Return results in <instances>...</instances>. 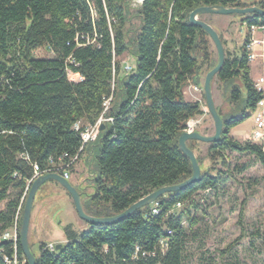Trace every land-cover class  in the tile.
<instances>
[{
	"label": "trees",
	"instance_id": "trees-1",
	"mask_svg": "<svg viewBox=\"0 0 264 264\" xmlns=\"http://www.w3.org/2000/svg\"><path fill=\"white\" fill-rule=\"evenodd\" d=\"M128 4L129 0H0V264L3 256L13 254L14 244L3 241L2 235L14 224L16 253L26 264L19 233L29 189L20 200L32 165L43 171L69 163L81 146L80 133L103 114L106 100L103 116L108 121L78 156L79 160L86 152L91 157L85 179L90 192L80 193L86 215H119L152 192L189 179L191 163L177 141L186 123L203 111L200 103L184 99V90L198 82L204 66L209 72L217 61L211 62L208 34L189 24L188 15L199 7L264 10V0H143L130 15ZM241 17L248 29L264 28L262 15ZM131 18L138 21L133 30ZM249 39L248 31L238 54L224 51L223 65L214 76L229 86L234 111L222 116L219 110L222 133L216 143L208 144L210 166L200 170L199 179L159 197L156 216L148 215V205L116 223H85L80 234L67 226L61 248L50 251L40 245L35 264H183L185 246L200 220L194 215L199 206L195 198L234 177L215 167H228L227 152L250 155L261 166L262 217L252 235L261 242L264 264V141L240 143L229 135L264 98L249 76ZM39 49L52 57L35 58ZM125 54L134 60L130 73L120 69L118 59ZM68 72L79 80H70ZM196 142L187 141V147L192 151ZM244 170L236 165L233 171ZM165 239L168 245L162 253L159 242Z\"/></svg>",
	"mask_w": 264,
	"mask_h": 264
},
{
	"label": "rangeland",
	"instance_id": "rangeland-1",
	"mask_svg": "<svg viewBox=\"0 0 264 264\" xmlns=\"http://www.w3.org/2000/svg\"><path fill=\"white\" fill-rule=\"evenodd\" d=\"M140 5V0H129V14L132 15ZM198 19L208 24L222 38L223 51L239 53V48L249 31L244 24H241V15L207 14L201 15ZM130 22L132 30L135 29L138 21L131 18ZM252 38L262 41L264 35L256 32ZM253 47L256 55L253 60L255 62L251 68L249 63L253 61L248 62V67L249 76L256 80L261 75V68L256 66V63H260L257 59H262L264 54H262L261 45ZM208 51L211 62L215 63L217 53L211 40ZM125 55L119 60L121 72H124L122 68L124 65L134 63L133 58ZM33 56L35 58L52 57L44 49L37 50ZM207 68L206 66L202 68L197 77L198 82H191L184 90L183 96L185 99L186 95L187 100L198 102L202 106L203 115L189 120L193 123L192 131L201 134L207 123L210 127L209 136H211L214 132L213 122L203 100V82L208 73ZM70 80L78 81L79 78L71 75ZM236 84L239 86L238 82ZM192 88L200 89V92ZM229 91L228 85L220 83L215 77L212 78L211 95L216 109L221 111L222 116H227L234 111L228 100ZM242 96H244L243 92ZM261 112L262 108L259 107L254 112L248 111L250 118L232 130L233 139L240 143L246 140L259 143L252 138V130L254 129L253 119ZM207 149L208 144L205 143L196 142L192 145V152L199 159L200 166H198L202 171L210 166V161L206 158ZM225 157L228 167H215L228 171V176L230 172H233L234 177L226 178L215 191L200 193L195 198L199 206L194 215L200 220L185 246L183 264H262L261 242L252 235L259 227L262 217L261 166L250 155L227 152ZM90 162V155L84 152L70 171L68 182L79 193L90 192V189L85 186V179L89 177ZM236 165L244 166L245 170L235 173L233 170ZM79 187L84 189L80 190ZM2 207L3 204H0V208ZM240 211H242L241 217ZM67 226H71L76 234L84 232L87 228L85 222L79 219L73 201L66 191L57 183L47 181L37 190L31 209L27 238L31 255L34 258L38 257L39 247L42 244L47 246L64 244L66 242L64 229Z\"/></svg>",
	"mask_w": 264,
	"mask_h": 264
},
{
	"label": "water",
	"instance_id": "water-1",
	"mask_svg": "<svg viewBox=\"0 0 264 264\" xmlns=\"http://www.w3.org/2000/svg\"><path fill=\"white\" fill-rule=\"evenodd\" d=\"M214 14V15H249V14H258L264 16V10L259 9L257 7H248L243 9H225L221 7H199L194 9L188 15L189 24L195 25L205 31L211 42L213 43L216 53H217V63L213 69H211L204 78L203 82V94L205 98V104L207 108V112L210 115L214 132L211 136H204L199 134L198 132L187 133L183 132L178 138V147L180 151L188 158L192 167V175L189 179L184 181L183 183L175 186L164 187L158 189L138 202L131 205L128 209L122 212L119 215L108 217V218H95L88 216L84 213L81 205V194L77 192V190L72 187L67 180H64L60 175L55 173H49L45 175H41L36 178L30 185L28 194L25 199V204L23 208L22 222L20 228V246L26 261V264H35V258L31 255L29 247H28V229L30 224V216L31 209L33 205V201L39 187L47 181H52L57 183L60 187H62L66 193L70 196L73 201V205L75 211L82 221L87 224H96V225H105L116 223L127 216L131 215L134 211L143 208L145 206L151 205L154 201H156L159 197L167 194V193H175L183 190L187 186L195 183L200 177V168L196 161V157L194 153L187 147V141L194 140L197 142L205 143V144H213L216 143L221 136L223 123L220 118V111L216 109L213 98L211 95V80L212 78L220 71L223 62H224V51L219 39L218 34L206 23L200 21L198 19L201 15ZM104 126L101 125L99 131H102ZM61 248V244L56 245L55 250H59Z\"/></svg>",
	"mask_w": 264,
	"mask_h": 264
},
{
	"label": "built area",
	"instance_id": "built-area-1",
	"mask_svg": "<svg viewBox=\"0 0 264 264\" xmlns=\"http://www.w3.org/2000/svg\"><path fill=\"white\" fill-rule=\"evenodd\" d=\"M142 1L143 0H140V3H142ZM248 30L250 33V39H249V42L246 44L245 49L248 52L247 61L251 62L256 57V55L254 54V47L253 46L261 45V47H263L262 54H264V40L258 41V40H255L252 38L256 32H260L263 34L264 28L251 26ZM133 69H134L133 66H128V65H125L123 67V71L125 73H130L133 71ZM68 75L70 76L69 72H68ZM253 87L257 92L263 94V96H264V76L257 78L253 82ZM192 89H194V91H196V92H200V89H197V88H192ZM108 104H109V100H106L103 103V107H104L103 114L107 110ZM258 107L262 108V112L254 118L253 122H254L255 128L253 130L252 138L254 140H257V141H263L264 140V100H262L258 103ZM103 114L97 119V121L93 125L87 126L80 133L81 146L78 150L77 155L74 158H72L69 161V163H67L65 165L59 164L56 166H52L51 168H48V169L43 170V171L40 170L37 165H32V169H33L32 176L26 183V188L24 190V193L22 195L20 203H22L24 197L26 196V192L28 191L31 183L41 175H45V174H49V173H55V174L60 175L64 180H67V181L69 180L70 171L68 169L72 168L75 165V163L78 161V156L83 151L84 146L90 142H93L97 138L100 126L104 122L108 121V119L104 118ZM79 128H80V125L78 123L74 125V130L78 131ZM192 128H193V123L191 121H188L185 125V129L183 132L192 133L193 132ZM66 156L67 155H64V157H66ZM179 207H180V204H176L175 208H179ZM19 208H20V206L18 207L17 211H19ZM159 212H160V204H159V202L154 201L150 205L148 215L156 216L159 214ZM16 219H17V215H16ZM171 234H172L171 231L167 232L168 236ZM2 240L3 241H12V243L14 244L12 256L9 258L6 256L2 257L3 264H24V260L19 261L17 253H16V246H15L16 241H17V225L16 224H14L10 230H8L7 232H5L2 235ZM167 245H168L167 239L161 240L159 242V248H160V251L162 253L166 250ZM46 249L52 251L54 249V245H51V244L48 246L46 245L44 250H46ZM137 253H138V249L136 248L133 256L136 257Z\"/></svg>",
	"mask_w": 264,
	"mask_h": 264
},
{
	"label": "crops",
	"instance_id": "crops-1",
	"mask_svg": "<svg viewBox=\"0 0 264 264\" xmlns=\"http://www.w3.org/2000/svg\"><path fill=\"white\" fill-rule=\"evenodd\" d=\"M262 34V33H261ZM126 55H123L121 58L123 59L124 57H125ZM121 58H119L118 60H121ZM258 61H260V63L258 62V63H256V66H258V67H260L261 68V75L259 76V77H261V76H264V69H263V61H264V57H262V59H257ZM255 61H253V62H251V63H249V67L251 68V66H252V64L254 63ZM122 63H123V61H122ZM125 66V65H124ZM123 66V67H124ZM128 66H133L134 67V63L133 64H130V65H128ZM122 67V68H123ZM250 79L252 80V81H255V79H253V78H251V76H250ZM185 99H186V95H185ZM187 100V99H186ZM187 101H189V100H187ZM190 102V101H189ZM237 127V126H236ZM206 129V130H205ZM210 129V127H209V125L206 123V125L204 126V130L201 132V135H204V136H209V130ZM234 129V128H233ZM232 129V130H233ZM232 130L230 131V136H231V132H232ZM232 137V136H231ZM233 138V137H232Z\"/></svg>",
	"mask_w": 264,
	"mask_h": 264
},
{
	"label": "bare ground",
	"instance_id": "bare-ground-1",
	"mask_svg": "<svg viewBox=\"0 0 264 264\" xmlns=\"http://www.w3.org/2000/svg\"><path fill=\"white\" fill-rule=\"evenodd\" d=\"M262 101V100H261ZM257 107H258V104H257ZM260 108V107H259ZM221 115V114H220ZM253 121H254V119H253ZM253 124H254V122H253ZM254 128H255V126H254ZM254 130V129H253ZM253 130H252V134H253ZM256 142H259V143H262L263 141H257V140H255ZM208 192V191H207Z\"/></svg>",
	"mask_w": 264,
	"mask_h": 264
},
{
	"label": "flooded vegetation",
	"instance_id": "flooded-vegetation-1",
	"mask_svg": "<svg viewBox=\"0 0 264 264\" xmlns=\"http://www.w3.org/2000/svg\"><path fill=\"white\" fill-rule=\"evenodd\" d=\"M80 190H82L83 188L79 187ZM82 193V192H81Z\"/></svg>",
	"mask_w": 264,
	"mask_h": 264
}]
</instances>
